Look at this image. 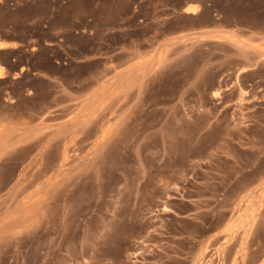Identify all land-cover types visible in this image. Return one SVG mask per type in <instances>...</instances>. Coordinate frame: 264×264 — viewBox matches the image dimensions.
<instances>
[{"label": "rangeland", "instance_id": "obj_1", "mask_svg": "<svg viewBox=\"0 0 264 264\" xmlns=\"http://www.w3.org/2000/svg\"><path fill=\"white\" fill-rule=\"evenodd\" d=\"M0 35V264H264V0H0Z\"/></svg>", "mask_w": 264, "mask_h": 264}, {"label": "crops", "instance_id": "obj_2", "mask_svg": "<svg viewBox=\"0 0 264 264\" xmlns=\"http://www.w3.org/2000/svg\"><path fill=\"white\" fill-rule=\"evenodd\" d=\"M191 7H195V3H186L182 7V12L189 13V14H197V12H195V13L186 12V10L188 8H191ZM207 29H208L207 31H203L202 33L203 34H209V35H222V34L225 33V31L222 30L221 28H219L218 26H214V27L207 28ZM212 39H214L215 41H221V40L216 39V38H212ZM0 40L5 44V47L0 48V50L17 48L18 46L24 45L23 42H21L19 39L13 38V37H5V36L0 35ZM0 65H1V67L3 66L5 68V70H6L5 75L4 76H0L1 79H4V78H6L8 76H12V77L14 76L15 77L16 74L19 75L22 72L21 66H19L18 69L11 68V67H9V65L5 64L1 60H0Z\"/></svg>", "mask_w": 264, "mask_h": 264}, {"label": "bare ground", "instance_id": "obj_3", "mask_svg": "<svg viewBox=\"0 0 264 264\" xmlns=\"http://www.w3.org/2000/svg\"><path fill=\"white\" fill-rule=\"evenodd\" d=\"M186 12H193V13H195L196 12V8L195 7L188 8L186 10ZM3 47H5V44L0 40V48H3ZM4 75H5L4 70L0 68V76H4Z\"/></svg>", "mask_w": 264, "mask_h": 264}]
</instances>
